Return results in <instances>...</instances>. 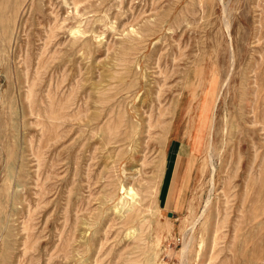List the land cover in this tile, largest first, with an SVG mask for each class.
Masks as SVG:
<instances>
[{
    "label": "rangeland",
    "instance_id": "1",
    "mask_svg": "<svg viewBox=\"0 0 264 264\" xmlns=\"http://www.w3.org/2000/svg\"><path fill=\"white\" fill-rule=\"evenodd\" d=\"M263 197L264 0H0V264H264Z\"/></svg>",
    "mask_w": 264,
    "mask_h": 264
},
{
    "label": "bare ground",
    "instance_id": "2",
    "mask_svg": "<svg viewBox=\"0 0 264 264\" xmlns=\"http://www.w3.org/2000/svg\"><path fill=\"white\" fill-rule=\"evenodd\" d=\"M188 76V75H187ZM189 77V76H188ZM132 120V119H131ZM206 120V117H205V119H203L202 120V124H204V121ZM253 126V125H252ZM199 130L200 129H198L197 130V133L199 132ZM179 149V148H178ZM168 154V153H167ZM175 154V153H174ZM178 157V156H177ZM182 158V157H181ZM186 159V158H185ZM177 161V160H176ZM167 167H169V166H167ZM166 170V169H165ZM166 173V172H165ZM166 175V174H165ZM176 175V174H175ZM163 177H164V175H163ZM176 177V176H175ZM176 180V179H175ZM164 182H165V180H164ZM162 184V183H161ZM175 186V185H174ZM176 190V189H175ZM152 191H154V189L152 190ZM172 191V190H171ZM162 192V191H161ZM164 193V192H163ZM128 195H129V197H131L132 198V196H133V191H132V189H129V192H128ZM175 198V197H174ZM264 198V197H263ZM164 207V206H163ZM115 211H117V210H115ZM197 220V219H196ZM193 226V225H192ZM191 226V227H192ZM201 244V243H200ZM201 246V245H200ZM248 247V246H247ZM199 248V247H198Z\"/></svg>",
    "mask_w": 264,
    "mask_h": 264
}]
</instances>
